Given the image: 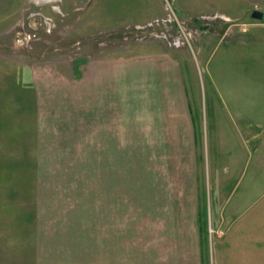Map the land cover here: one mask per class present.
Wrapping results in <instances>:
<instances>
[{"label":"rangeland","instance_id":"obj_1","mask_svg":"<svg viewBox=\"0 0 264 264\" xmlns=\"http://www.w3.org/2000/svg\"><path fill=\"white\" fill-rule=\"evenodd\" d=\"M255 11L264 0H0V264H113V245L121 264H160L146 210L181 180L213 199L208 223L223 207L210 264L264 258Z\"/></svg>","mask_w":264,"mask_h":264},{"label":"crops","instance_id":"obj_2","mask_svg":"<svg viewBox=\"0 0 264 264\" xmlns=\"http://www.w3.org/2000/svg\"><path fill=\"white\" fill-rule=\"evenodd\" d=\"M167 191V193L161 191L159 198L161 203L155 200L154 209L150 207L146 210V217L160 215V219L155 217V222H150L148 218V223H151L152 228L157 230L155 235L160 238L157 247L162 257L160 264H210L205 233L208 229L210 231L209 227L214 226V223V227L223 232L221 228L225 222L223 207L221 208L220 202L219 205L217 204L216 216L214 217L211 212V222L208 223L206 212L209 216L212 211L213 199L210 197L209 200V197L208 199L207 196L204 197L199 180H181L175 187L173 185ZM155 210H158V213ZM150 240L153 239L150 238ZM253 241L260 240L255 238ZM261 248V246H254V248L245 249L249 256L247 264H264V258H261ZM113 251V264H121L120 258H117L118 251L115 245H113ZM255 251L258 259H254L252 255ZM187 252L191 255L188 256ZM186 255L188 256L187 260ZM163 258H166V261ZM104 262L105 260H103Z\"/></svg>","mask_w":264,"mask_h":264},{"label":"water","instance_id":"obj_3","mask_svg":"<svg viewBox=\"0 0 264 264\" xmlns=\"http://www.w3.org/2000/svg\"><path fill=\"white\" fill-rule=\"evenodd\" d=\"M252 17L254 19H257V20H262L263 17H264V14L261 13L260 11H255L253 14H252Z\"/></svg>","mask_w":264,"mask_h":264},{"label":"trees","instance_id":"obj_4","mask_svg":"<svg viewBox=\"0 0 264 264\" xmlns=\"http://www.w3.org/2000/svg\"><path fill=\"white\" fill-rule=\"evenodd\" d=\"M205 234H209V232L207 231V233H205Z\"/></svg>","mask_w":264,"mask_h":264}]
</instances>
